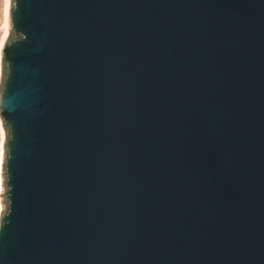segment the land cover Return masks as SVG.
Wrapping results in <instances>:
<instances>
[{"label":"water","instance_id":"1","mask_svg":"<svg viewBox=\"0 0 264 264\" xmlns=\"http://www.w3.org/2000/svg\"><path fill=\"white\" fill-rule=\"evenodd\" d=\"M0 264H264V0H10Z\"/></svg>","mask_w":264,"mask_h":264},{"label":"rangeland","instance_id":"2","mask_svg":"<svg viewBox=\"0 0 264 264\" xmlns=\"http://www.w3.org/2000/svg\"><path fill=\"white\" fill-rule=\"evenodd\" d=\"M10 0H0V60L3 47L9 34ZM3 132L0 127V157L2 148Z\"/></svg>","mask_w":264,"mask_h":264}]
</instances>
